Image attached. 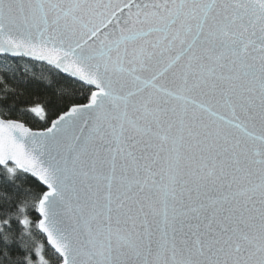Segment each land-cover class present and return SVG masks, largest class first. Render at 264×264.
<instances>
[{
	"label": "snow or ice",
	"instance_id": "6c2138e0",
	"mask_svg": "<svg viewBox=\"0 0 264 264\" xmlns=\"http://www.w3.org/2000/svg\"><path fill=\"white\" fill-rule=\"evenodd\" d=\"M0 264H264V0H0Z\"/></svg>",
	"mask_w": 264,
	"mask_h": 264
}]
</instances>
